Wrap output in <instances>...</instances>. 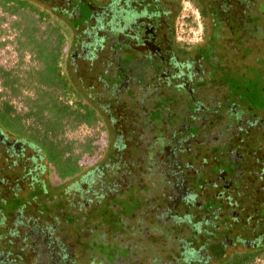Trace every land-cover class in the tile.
Here are the masks:
<instances>
[{
	"label": "rangeland",
	"instance_id": "374dc122",
	"mask_svg": "<svg viewBox=\"0 0 264 264\" xmlns=\"http://www.w3.org/2000/svg\"><path fill=\"white\" fill-rule=\"evenodd\" d=\"M33 1L42 10L44 2L51 1L53 6L64 8L67 5L66 0ZM110 1L108 6L105 1L72 2V9H75V6L78 8L79 18L70 19L69 24L74 29L79 28L80 24H87L95 16V27V22L91 21L90 24L80 27L79 31L87 30L88 26L93 27V34L96 30H104V9H115L119 0ZM152 1L157 2L159 8L173 6L171 11L168 10V15L172 17L180 6L179 0ZM180 2L182 13L176 21L177 37L196 48L202 62L199 65L201 78L197 80L181 77L178 85L165 86L161 95L154 91L155 96L152 95L148 99L151 105L145 107L146 111L137 117L136 122L130 120L131 112L126 108V112L122 114L124 119L119 117L122 127L126 130L124 133L128 150L124 149L120 153L116 148L115 155L121 154L125 157L131 148L138 147L135 143L138 141L141 146L137 159L146 162L143 180L131 182L127 187L124 185L127 189L122 195L107 199L97 207L90 205L92 208L88 209L82 203L83 195H91L86 192L89 188L86 191L84 187L80 189L79 177L67 180L66 184L51 177L52 182L44 184L38 180L35 172L33 176L31 168L24 169V176L21 173L19 176L9 175V180L12 181L7 184V188L12 191V187L17 186V194L14 198L0 202V264H53L54 257L58 259L54 264H72L71 257L74 258L73 264L148 262V255L146 259L137 252L138 250L127 244L128 238L132 237L130 232L135 230V226H139L138 220L143 227V220L151 215L147 207L156 206L163 192L161 173L158 170L154 172V165L161 160L162 154L164 153L162 163L171 164L174 162L172 148L186 144L191 151L195 145L201 144L207 138L204 133L205 126L199 120L200 114L208 113L211 116L214 125L210 124L209 128L216 131L217 126L226 127L232 110L230 107L234 105L240 106L241 109H264V0H217L215 4L213 0H206L208 30L200 45L198 42H201L205 31L203 22L192 2ZM96 8L100 10L97 15ZM158 12L160 13L159 10ZM25 14L30 16L10 13L0 7V98L11 100L18 111L28 113L36 97V86L30 85L29 78L26 79L30 69H39L41 65L38 57H35L36 45L27 42L26 36L23 35L25 28L31 25L30 20H36L38 16L29 12ZM38 26L39 31L43 32L50 29L52 23L47 19L38 21ZM92 43L93 41L86 42V48ZM64 49L68 51L67 46ZM136 62L130 56L121 55L116 62L118 74L111 75L109 80L124 84L129 75L140 78L139 65ZM2 72L12 73L23 79L15 82L17 91L5 84ZM147 82L151 83L149 78ZM219 88L226 91L225 96H219L216 90ZM133 91L141 93L138 89ZM201 92L204 95L201 96ZM152 93L153 88L147 89V94ZM185 95L188 99L183 102ZM133 122L139 129L134 127ZM60 138L71 143L76 154L82 155L80 165H83L86 171L94 168L100 153L107 145L105 132L98 125L67 124ZM89 145L93 151L82 154L85 146ZM212 149L210 168L201 173L198 172L199 169L195 172L193 186L202 192H212L215 186L208 181L210 172H222L220 177L215 179V183L219 181L224 186L222 189L230 192L232 184L236 186L240 181L237 169L239 164L228 157V148L223 140L212 146ZM149 159L156 160L153 167L148 166L152 164ZM192 160L194 165L199 164V160ZM123 162L125 160H122V157L113 158L110 168L122 165ZM163 164L162 167L166 166ZM244 167L250 169V163H245ZM3 191L4 194L5 190ZM12 192L7 194L13 195ZM18 211L22 216L18 215ZM262 215L264 216V211ZM43 233L46 236L45 241L50 244L38 240L37 249L34 238H39L38 235ZM17 234L23 235L22 240L7 239ZM21 242L25 246L21 245ZM149 242L153 241L150 239ZM4 250H9L10 254L16 256L22 255V260L13 256L12 259L5 258ZM141 257V261L135 263ZM63 258L67 260H62Z\"/></svg>",
	"mask_w": 264,
	"mask_h": 264
},
{
	"label": "flooded vegetation",
	"instance_id": "af4514ba",
	"mask_svg": "<svg viewBox=\"0 0 264 264\" xmlns=\"http://www.w3.org/2000/svg\"><path fill=\"white\" fill-rule=\"evenodd\" d=\"M26 1L38 11L53 14L56 10L60 16L79 18L78 8L71 7L76 0H66L65 8L53 6L51 1L44 2L43 10L35 1ZM95 1H105L107 6L111 4L110 0ZM180 1L183 0H179L181 6ZM187 1L193 3L204 25V36L198 42L200 45L208 30L206 0ZM213 3H217V0H213ZM180 6L172 17L168 15V10L171 11L173 6L165 9L166 6L159 8V4L152 0H119L115 9H104V30L91 33V28L97 25L96 17L92 14L93 27L79 31L80 27L90 24L89 21L85 25L80 24L72 34L67 57L69 61L71 57L74 64L71 67L73 79L85 101L97 112V125L104 130L107 141L106 152L94 168L78 176L80 189L84 187L86 191L89 188L86 192L91 196L83 195L82 200L88 209L92 208L90 205L97 207L107 199L122 195L131 182L143 180L146 162L137 159L141 146L138 141L135 142L138 147L131 148L125 157L115 155L116 148L120 153L128 150L126 130L119 120V117L124 119V108L130 110V120L135 121L146 111L145 107L151 105L148 99L152 95L154 97L155 92L161 95L165 86L178 85L181 77L201 78L199 65L202 62L196 48L177 37L176 21L182 13ZM97 9L96 15L100 12ZM90 41H93L92 45L86 48V42ZM123 54L137 61L140 78L129 75L124 84H119L117 80L110 81L109 77L118 74L116 62ZM148 78L151 83L147 82ZM150 88H153V93L147 94ZM133 89L141 93L137 94ZM216 90L219 96H225V90ZM186 99L188 97L185 95L183 102ZM230 108L226 127L217 126L216 131L209 128L210 124L214 125L211 116L208 113L200 114L199 120L205 126L207 138L191 151L186 144L172 148L173 163L163 164V153L161 160L157 161L159 164L154 165V172L158 170L161 173L163 192L156 206L147 207L151 215L147 213V218H141L143 227L138 220L137 224L142 229L135 226L127 244L146 259L148 255V262L142 264H216L233 253L244 254L252 250H256L255 254L260 253L254 264H264V109H241L238 105ZM133 125L136 127L134 122ZM221 139L228 148V157L239 164L240 181L236 186L232 184L230 192H227L219 181L215 183L222 172H210L208 181L215 187L212 192H202L193 186L195 172L199 169L201 173L210 168L212 146ZM116 157H122L127 163L111 169V162ZM193 158L199 160L198 165H194ZM149 161L152 164L148 166L153 167L156 160ZM247 162L250 169L244 167ZM162 164L166 166L162 167ZM30 168L39 181L49 183L52 174L37 146L0 130V190H5L1 203L13 197L7 193L14 191L13 195L17 194V186L12 187V191L7 188L12 181L9 175L19 176L21 173L24 176V169ZM38 237L34 238L35 243L46 236L43 233ZM150 239L153 242H149Z\"/></svg>",
	"mask_w": 264,
	"mask_h": 264
},
{
	"label": "trees",
	"instance_id": "16d2710c",
	"mask_svg": "<svg viewBox=\"0 0 264 264\" xmlns=\"http://www.w3.org/2000/svg\"><path fill=\"white\" fill-rule=\"evenodd\" d=\"M0 6L10 13L29 17L30 15L25 14V12H29L31 15L35 13L38 16L36 20H30L31 25L29 28H25L23 35L26 36L27 42L36 45L35 57H38L41 65L39 69H30L26 79L29 78L30 85L36 86V97L33 99L31 110L28 113L18 111L11 100L0 98V130L11 137L23 139L36 145L50 168L53 180L56 179L58 182L66 184L67 180L75 179L86 169L80 165L82 155L76 154L73 145L60 138L61 134L65 131L67 124L95 126L99 123L97 112L85 101L86 98L75 85L71 70L74 64L71 57H69L70 61L67 57L70 49L69 43L72 41L73 32H75V29L69 24L71 18L60 16L56 10L53 14L38 11L26 0H0ZM47 19L50 20L52 26L50 29L40 32L38 21ZM33 25L35 26L33 27ZM65 46L68 51L64 49ZM1 76H3L5 84L14 91H17L15 82L23 80L8 72H2ZM92 151L90 145L85 146L82 154ZM105 152L106 149L102 151L103 154L100 153L98 161ZM125 163L127 161L117 167H122L126 165ZM51 182L50 179L49 183ZM67 187L70 188L69 185ZM3 192L0 190L1 200L4 199ZM15 195H11V197L14 198ZM10 238L12 241L17 238L22 240L23 236L17 234L7 237V239ZM45 238L42 239L43 242ZM21 245L25 246L22 242ZM255 251L252 250L244 254L233 253L216 264H254L257 256L260 255V253L255 254ZM3 256L7 259H12L13 256L17 260H22V255L10 254L9 250H4ZM54 258L55 261L58 260L56 257ZM71 259L73 264L74 258L71 257ZM62 260L67 259L63 258Z\"/></svg>",
	"mask_w": 264,
	"mask_h": 264
},
{
	"label": "built area",
	"instance_id": "2783aa9c",
	"mask_svg": "<svg viewBox=\"0 0 264 264\" xmlns=\"http://www.w3.org/2000/svg\"><path fill=\"white\" fill-rule=\"evenodd\" d=\"M87 164H89V163H87ZM91 164V163H90Z\"/></svg>",
	"mask_w": 264,
	"mask_h": 264
}]
</instances>
